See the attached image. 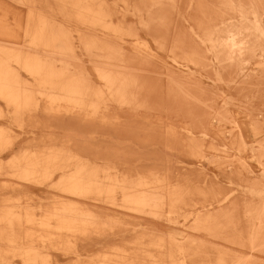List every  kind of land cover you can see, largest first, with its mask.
Wrapping results in <instances>:
<instances>
[{"label": "rangeland", "instance_id": "374dc122", "mask_svg": "<svg viewBox=\"0 0 264 264\" xmlns=\"http://www.w3.org/2000/svg\"><path fill=\"white\" fill-rule=\"evenodd\" d=\"M101 1L107 15L102 19L104 23L101 21V24L93 26L82 17L68 13L69 10L62 11L59 0H0V45L31 50L32 53L47 52L53 65L63 68L72 76L70 87H40L33 76L20 68L21 79L27 82L25 84L29 85L32 96L39 100V104L36 108L24 109L21 116H17L15 110L6 107L5 101L0 98V110L7 115L0 118V127L9 128L11 136H20L21 145L25 144L23 148L40 152L49 140L40 141L47 130L54 132L57 140L64 139L63 131L47 128L46 123L65 122L70 133H73L71 136L74 135L78 142L89 147L101 144L99 149L107 152L113 147L120 160L131 162L140 172L156 171L159 177L165 178L166 184H181L187 190L176 204H170L166 196L164 204L155 206L122 203L121 194L126 190L120 188L108 197L77 195L53 184L60 177L59 171L54 172L52 182L47 183L33 177L37 176L36 173L26 174L10 167L15 163L10 161L13 151L0 158V207L4 204H30V213L38 217L55 206L67 205L90 212L96 222L104 224L103 235L59 236L58 240H68L73 245L66 255L56 245H48L43 253L50 261L56 259L57 264L97 262L104 248L100 245L82 247L90 240L100 238L106 239L104 247L120 248L131 254L142 246L143 249L161 253L162 249L150 244L162 243L166 250L172 241H178L199 249L197 264L210 263L218 257H224L227 262L233 257L247 260L246 264H264V187L261 185L257 190H247L244 188L247 183L235 176L229 182L218 172L215 163L203 161L197 165L196 158L185 147L166 141L170 130L179 132L176 136L188 130H194L196 136H201L203 131L206 133L201 145L203 154L209 159L225 160L237 154V150L229 149L226 140L211 141V138H216V133L230 131L233 127L232 122L224 120L225 115H233L247 126L248 122H254V132L249 137L247 147L239 154L253 170L243 172L244 178H261V162H264V79L260 77L264 72V44L241 65L218 68L223 61L215 58L209 40L198 29L191 28L196 21L202 23L206 16L198 0H152L153 3L148 6L149 13L142 7L144 0ZM202 1L206 4L205 0ZM209 1L216 4V15L211 21L213 25L216 24L213 26L215 36H225L227 28H230L227 24L231 22L241 19L250 22L254 18L264 17V0L247 2L242 5V11L228 8L227 0ZM249 6L254 7V13ZM39 15L52 20L54 27L63 28L56 30V35L65 40L64 44L59 47L30 44L26 25L32 22L29 17L35 19ZM141 19L148 21L146 28L142 27ZM105 22L111 27L108 28ZM47 38H51V35ZM177 44L182 50L176 48ZM169 48H176L175 60ZM145 52V57L150 59V77H157L159 82H163L164 89L157 93L156 98L146 102L135 90L127 95L114 93L101 96L92 92L90 82L106 88L103 79L98 77V70L141 72L146 62H142L140 56ZM149 52L155 58H151ZM182 54L196 56L197 59L199 55L203 63L196 60V64L188 62V67H184L182 64L187 61L181 58ZM219 56L223 57L222 54ZM12 64L16 66L15 62ZM168 69L174 70L178 80L183 83L190 79L189 84L185 85L187 88L167 93ZM246 73L254 75L253 78H244ZM47 95L60 98L58 101L61 103H79L81 108L74 107L75 112L47 113L43 110ZM187 106L194 109L192 113L190 109L184 112ZM120 123H129L131 130L126 132V136L134 138L128 137L122 143L112 142L108 136L112 137L114 131L120 130ZM133 133H139L141 139L135 140ZM34 134L38 139H33ZM152 137L155 139L152 140ZM227 152L232 156H226ZM40 159L43 161V158ZM89 159L97 163L102 161L96 156ZM235 163L241 167L237 161ZM210 177L213 180L216 177L219 184L205 186V182L212 180ZM226 194L230 195L227 205H232L235 211L234 221L228 226L206 227L205 222H193L191 216L184 219L193 211L217 209L213 201ZM4 197L10 198V201H4ZM245 198L250 199L252 204H244ZM231 200L233 202H229ZM172 210L174 212H170ZM246 210H250L252 216H246ZM22 224L26 226L25 222ZM10 263L21 264V258L13 256Z\"/></svg>", "mask_w": 264, "mask_h": 264}, {"label": "bare ground", "instance_id": "6f19581e", "mask_svg": "<svg viewBox=\"0 0 264 264\" xmlns=\"http://www.w3.org/2000/svg\"><path fill=\"white\" fill-rule=\"evenodd\" d=\"M62 4V11H68V13L76 14L82 17L83 20L90 22L91 25L95 26L101 24L102 19L107 15L106 10L103 8V2L101 0H59ZM206 4L202 0H198L199 7L203 6V14L205 18L203 22L197 21L191 28L198 29V32H202L205 35V39L209 40L211 51L216 54L215 58L219 61H223L218 64V68H225L228 65L239 66L248 57L253 55L254 50L257 48H263L264 40V17L254 18L250 22H246L243 19L236 22H231L230 28H227L225 36H215V28H213L212 17L216 15V4H211V1L205 0ZM236 2V4L234 3ZM254 0H227V7L233 10L242 11L244 10L242 5L247 4ZM145 5L142 7L147 13H149L148 6L153 2L152 0H144ZM225 3V1H223ZM222 2V3H223ZM250 7L252 13L255 12L254 7ZM32 12V10H31ZM246 17V16H244ZM30 21L26 25V35L29 36L30 44H50L54 46H61L65 43L62 37L56 35V30H62L60 27H54L53 21L39 15L35 19L29 17ZM36 20V21H35ZM103 22V21H102ZM104 23V22H103ZM106 25L108 28L111 27L109 23ZM142 27L146 28L148 21L141 19ZM211 27V28H210ZM51 35V38H47ZM196 36H200L199 33ZM242 36L241 38H238ZM146 45V42L143 41ZM176 48L182 50L179 44ZM176 48H169V52L172 54V58L175 60L174 53ZM176 51V52H175ZM197 52V51H195ZM183 54L185 52H182ZM151 58H155L152 52H149ZM148 54V56H149ZM177 54V53H176ZM181 58L187 62L182 64L184 67H188V62L196 64V60L199 63H203L202 58L198 56H183ZM222 54L223 57L219 56ZM144 55L140 56L142 62H146L142 65L141 72L126 71H101L98 70V77L103 79L106 88L103 86L96 85L90 82V88L94 94L105 96L107 94L119 93L127 95L132 93L134 90L141 95L142 99L146 102L156 98L157 93L161 92L163 82H159V78L150 77L149 64L150 59ZM51 58L48 57L47 52L45 53H32L31 50H21L0 45V98L5 101L6 107L15 110L14 114L21 116V112L24 109H31L37 107L39 100L32 96V91L29 90V85H26L24 80L21 79L19 69H24L28 74L34 77L35 82L38 86H45L49 88L60 87L67 88L72 80V76L61 67H57L51 63ZM202 61V62H201ZM12 62L16 63L13 66ZM123 70V69H122ZM168 81H167V93H175L178 89L183 90L187 88L186 84H189L190 79L181 82L178 80L174 70L168 69ZM224 70V69H223ZM183 73V72H182ZM254 75L246 73L244 78H253ZM260 79H264V72ZM260 81V80H259ZM74 83V81H73ZM47 100L43 106L50 112H75L74 107L81 108L80 104L69 105L68 102L61 103L58 101V97L54 95H47ZM176 98V97H175ZM190 109L191 113L193 108L190 106L185 107L184 112H188ZM23 110V111H22ZM80 111V110H79ZM83 111H87L84 110ZM12 114V115H14ZM186 114V113H185ZM7 115L3 114L0 110V118H4ZM216 119L217 117L214 116ZM213 117V118H214ZM225 121L232 122L233 127L231 130L220 131L216 138H211V141L220 139L222 141H228V148H234L237 150V154H234L232 158L225 160H217L219 158L209 159L203 154L201 145L204 139L205 132H201V136L195 135L193 131H186L181 133L180 136H176L175 131H169V135L166 138L168 143H176L182 148L185 147L189 151L192 157L196 158L197 165H200L203 161L215 163V166L220 174H223L229 182L234 178L233 176L245 181L244 188L247 190L264 187V162L262 163L263 176L258 178L256 176L252 178H244L243 172H253L248 167V164L244 158L239 154L241 150L246 149L248 140L252 132H254V122H248V126L240 123L237 118L233 115H225ZM212 118V119H213ZM117 121V116L114 117V122ZM208 122H210L208 120ZM130 123V122H129ZM128 123V124H129ZM42 124V123H40ZM45 127L47 128H58L59 131L64 132V139L57 140L58 136L51 130H47L42 134L40 141L49 140L44 146V150L40 152L30 151L24 147V143L21 145L22 138L17 135L11 136V130L9 128L0 127V158L10 152L14 151L12 158L15 161L10 167L18 169L26 174H34L37 179L41 181L52 182V176L54 172L59 171L60 177L56 184L58 187L75 193L77 195H92V196H113L117 188L126 190L122 192L121 201L126 204H138L142 206H155L162 205L165 203V197H169L167 200L170 204H176L180 198L185 194L187 190L186 186L181 184L170 185L165 183L163 176H158L156 171H143L132 166L126 160H120L117 155L115 148H111L102 151L100 145L89 147L86 144L78 142L75 136H71L68 125L58 122H47ZM127 123H120V130L114 131V135L108 136L111 141L117 143L126 142L129 136H126V132L131 130L130 125ZM251 127V130L249 128ZM135 134V140H140L139 133ZM34 134L33 139H38ZM132 135V134H130ZM137 136V137H136ZM62 137V136H61ZM130 139L134 137H129ZM32 139V140H33ZM155 137H152L154 140ZM165 141V138L163 139ZM226 143V142H225ZM99 149V150H97ZM114 149V150H113ZM97 150V151H96ZM96 156L101 158V163L90 160L89 158ZM226 156H232L228 153ZM40 158H43L41 161ZM236 158V160H234ZM238 162L241 167L236 166ZM2 169V163L0 162V170ZM16 171V170H15ZM1 172V171H0ZM135 173V174H131ZM102 174L103 176H100ZM131 174V175H130ZM121 175V176H118ZM133 175V176H132ZM211 181L205 182V186L211 187L215 184H219L218 180L213 177ZM248 180H250L248 182ZM43 183V182H41ZM213 185V186H212ZM203 186V187H205ZM209 186V187H210ZM163 190H168L164 192ZM167 194V195H166ZM230 196V195H229ZM229 196L217 198L213 202L217 204V209H201L193 211L184 216L187 219L189 216L192 217L193 222H205L206 227L212 226H228V223L234 221V207L227 205ZM244 197V196H243ZM244 204H252L248 198L243 199ZM4 201H10V198L4 197ZM229 202H233L232 200ZM210 205L213 203H209ZM31 205L26 206L19 205L17 203L8 205L4 204L0 207V264H11L10 259L13 256H19L21 258V264H57L56 259L50 261L47 255L43 253L44 249L50 246H57L60 248L64 255L68 254L73 245L68 240H58L59 236H89V235H103V223H98L94 220V217L90 215V212L76 209L67 205H59L53 207L52 210L46 211L38 217H34L30 213ZM250 210H246V216H252ZM174 212V210L170 211ZM176 213V212H175ZM22 222L26 223L23 226ZM27 227V228H25ZM251 235V233H249ZM25 239V240H23ZM23 240V241H20ZM103 240V241H102ZM105 238L98 240L93 239L88 242L87 245H83L82 249L89 246L100 245L104 249L98 255L97 262L93 264H197L199 249L193 245H184L178 241H172L169 247L164 250L163 244L159 242H152L150 245L155 246L157 249H162L161 253H155L148 248L143 249L139 247L137 252L131 254L130 252L124 251L120 248H109L104 247ZM144 245L143 242H141ZM77 251V250H76ZM142 252L141 254L138 253ZM247 260L237 259L231 257L229 262L224 257H218L214 261L206 264H246Z\"/></svg>", "mask_w": 264, "mask_h": 264}]
</instances>
